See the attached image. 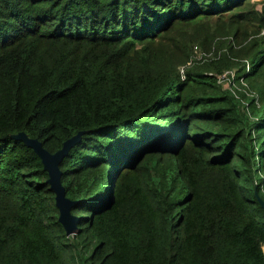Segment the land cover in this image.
Instances as JSON below:
<instances>
[{"label": "trees", "instance_id": "1", "mask_svg": "<svg viewBox=\"0 0 264 264\" xmlns=\"http://www.w3.org/2000/svg\"><path fill=\"white\" fill-rule=\"evenodd\" d=\"M249 1L0 0V264H264V35L243 103L178 32L264 30ZM17 134L49 154L78 135L58 167L73 236Z\"/></svg>", "mask_w": 264, "mask_h": 264}, {"label": "rangeland", "instance_id": "2", "mask_svg": "<svg viewBox=\"0 0 264 264\" xmlns=\"http://www.w3.org/2000/svg\"><path fill=\"white\" fill-rule=\"evenodd\" d=\"M262 5H264V0H251L241 7L240 10L236 11L250 14L255 10L259 11ZM225 22H227V15L223 16L218 23L214 22V18H198L191 24L180 28L178 30L179 33L184 30L192 37L188 38L186 48H184L182 52L183 55L187 57L191 47V61H204L208 65L210 64L209 75L211 74L215 77L217 86H219L222 91L231 89V93L234 97L237 96L240 101L245 103L246 101H243L241 96H244L248 100L254 96V90L248 85V82L246 84L242 80H238L237 82L233 80L234 77H239L241 73L248 71L249 59L245 58L244 47L252 38L262 37L264 35V30L256 22L248 23L247 25H244L243 22H238L236 25H240L239 37L237 41H232L231 34L228 32L233 30L227 31ZM199 26H201V31L197 33L196 29ZM257 30V35H253ZM192 34L197 35L192 36ZM191 39H194L197 43H191ZM227 41L232 45L229 44V52L226 50L228 45ZM218 56L220 61L218 60V62L216 61L213 63ZM224 56H231L234 58L223 61L222 59H224ZM224 64H226L225 67ZM185 69H187V67ZM256 83H258L257 79L253 81L254 89L257 87ZM246 86L250 92L246 89ZM242 107H240V110H244Z\"/></svg>", "mask_w": 264, "mask_h": 264}, {"label": "water", "instance_id": "3", "mask_svg": "<svg viewBox=\"0 0 264 264\" xmlns=\"http://www.w3.org/2000/svg\"><path fill=\"white\" fill-rule=\"evenodd\" d=\"M14 139L21 141L25 147L30 148L39 158L43 171L47 174L45 183L48 185V191L53 195V205L57 211V223L62 228L66 237L73 236L77 233V219L70 215V208L73 203L68 201L64 196V190L60 184V172L58 167L68 150L78 141V135L64 141L60 149L53 154L47 153L42 149L38 141L28 139L23 134H17ZM256 200L259 207L264 212V203L257 198Z\"/></svg>", "mask_w": 264, "mask_h": 264}, {"label": "built area", "instance_id": "4", "mask_svg": "<svg viewBox=\"0 0 264 264\" xmlns=\"http://www.w3.org/2000/svg\"><path fill=\"white\" fill-rule=\"evenodd\" d=\"M261 251H262V254H263V256H264V244H263L262 247H261Z\"/></svg>", "mask_w": 264, "mask_h": 264}]
</instances>
